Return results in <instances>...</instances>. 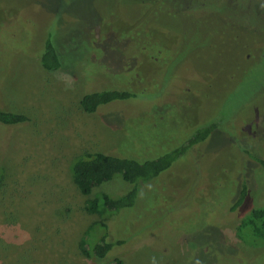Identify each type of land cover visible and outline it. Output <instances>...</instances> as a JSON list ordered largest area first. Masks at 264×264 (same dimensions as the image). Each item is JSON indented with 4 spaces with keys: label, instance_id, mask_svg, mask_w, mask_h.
Segmentation results:
<instances>
[{
    "label": "rangeland",
    "instance_id": "obj_1",
    "mask_svg": "<svg viewBox=\"0 0 264 264\" xmlns=\"http://www.w3.org/2000/svg\"><path fill=\"white\" fill-rule=\"evenodd\" d=\"M176 2L0 0V110L27 117L0 123V264H264V237L237 229L264 207L251 156L264 160V0ZM47 37L50 70L38 59ZM111 87L133 96L80 109L84 92ZM212 122L131 206L84 211L131 184L113 176L81 195L78 155L143 161Z\"/></svg>",
    "mask_w": 264,
    "mask_h": 264
},
{
    "label": "trees",
    "instance_id": "obj_2",
    "mask_svg": "<svg viewBox=\"0 0 264 264\" xmlns=\"http://www.w3.org/2000/svg\"><path fill=\"white\" fill-rule=\"evenodd\" d=\"M46 36H50L47 33ZM155 42L157 40L152 39ZM44 49L38 55L39 63L44 69H55L60 65L58 53L47 37L43 43ZM92 88V87H91ZM89 88V89H91ZM111 87L110 89H92L84 92L79 99V107L83 112L90 113L96 111L101 105L111 101L132 97V93ZM27 120L21 113H13L0 110L1 124H17ZM215 123H209L191 133L185 140L173 147L161 150L157 156L151 159L138 161L128 156H118L115 154L102 152H86L78 155L70 164V174L72 182L79 193L83 196L90 194L93 187L103 181L109 180L113 176H119L125 182L131 184L125 192L111 196L107 193H99L85 199L83 209L89 213L101 214L105 210L116 211L120 207H129L136 197L137 186L156 178L159 173L169 168L179 156L193 144L204 140L215 128ZM82 155V156H81ZM81 156V157H80ZM262 168L264 160L258 156L251 155ZM1 174V167H0ZM247 186L243 184L238 196L230 205V209H235L241 205ZM238 230L244 229L249 235L257 238L264 237V207L262 205L250 209L239 221ZM82 243V239L80 240ZM110 244L103 240L96 242L92 248V253L97 257H102L109 249Z\"/></svg>",
    "mask_w": 264,
    "mask_h": 264
},
{
    "label": "flooded vegetation",
    "instance_id": "obj_3",
    "mask_svg": "<svg viewBox=\"0 0 264 264\" xmlns=\"http://www.w3.org/2000/svg\"><path fill=\"white\" fill-rule=\"evenodd\" d=\"M156 1H161V2H163V0H156ZM168 0H165V2H167ZM173 1V4H175V6L177 7V8H181L182 7V4L181 5H179V4H177V2H176V0H172ZM152 2V1H151ZM163 6H166L165 4L163 5ZM175 8V7H174ZM176 9V8H175ZM127 35V34H126ZM128 35H129V31H128ZM150 36H152L151 34H149ZM152 38H155V37H153L152 36Z\"/></svg>",
    "mask_w": 264,
    "mask_h": 264
}]
</instances>
